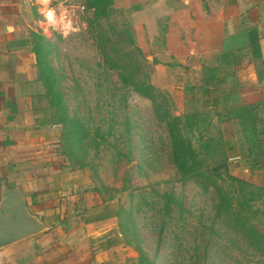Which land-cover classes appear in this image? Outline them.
I'll list each match as a JSON object with an SVG mask.
<instances>
[{"label": "rangeland", "instance_id": "obj_1", "mask_svg": "<svg viewBox=\"0 0 264 264\" xmlns=\"http://www.w3.org/2000/svg\"><path fill=\"white\" fill-rule=\"evenodd\" d=\"M30 6L36 21L34 34L44 40L68 118L79 130L77 140L68 137L69 147L59 137V126L52 125L51 130L56 155L68 163L71 183L60 196L67 222L99 225L93 229L99 233L95 239L111 246L112 264H136L138 254L119 233L120 225L127 224V212L140 248L156 264H203L206 245L205 264H264L263 255L215 217L212 189L180 180L170 161L166 127L170 116L201 113L210 118L209 134L219 135L231 149L229 160H235L227 163L229 173L263 186L264 169L249 172L243 160L242 126L217 116L232 107L261 103L256 124L264 127V77L260 75L256 84L240 76L254 64L247 51L236 45L224 54L235 76L220 89L203 87L201 70L191 69L194 61L186 62L183 76L176 74L179 79L154 77L158 84L163 81L160 89L151 81L154 65L130 44L129 12L120 5L101 20L69 0H31ZM47 9L54 10L57 19L63 13L73 30L65 33L60 24L46 23ZM215 62L205 60L202 67ZM262 63L255 65L261 68ZM131 80L149 82L158 92L153 99L144 98ZM37 109L49 121L46 102ZM164 195L172 199L167 216ZM260 227L264 230V219Z\"/></svg>", "mask_w": 264, "mask_h": 264}, {"label": "crops", "instance_id": "obj_2", "mask_svg": "<svg viewBox=\"0 0 264 264\" xmlns=\"http://www.w3.org/2000/svg\"><path fill=\"white\" fill-rule=\"evenodd\" d=\"M30 5L31 0H0V199L4 189H19L46 230L1 248L0 264H112L111 246L95 239L99 233L93 229L100 226L70 224L60 204L71 181L68 163L54 150L52 125L37 109L46 101L32 51L36 21ZM114 5L129 12L135 46L154 65L151 81L157 88L163 81L154 77L179 79L187 61L201 70L203 61L222 60L236 45L254 63L240 72L242 79L258 84L264 77V0H114ZM254 42L257 53L250 47ZM257 61H263L261 68Z\"/></svg>", "mask_w": 264, "mask_h": 264}, {"label": "trees", "instance_id": "obj_3", "mask_svg": "<svg viewBox=\"0 0 264 264\" xmlns=\"http://www.w3.org/2000/svg\"><path fill=\"white\" fill-rule=\"evenodd\" d=\"M114 0H86L85 11H90L94 20L106 19ZM130 37V36H129ZM32 51L36 58L37 76L44 88V99L47 109L51 111L49 122L61 128L60 139L68 144V137L75 141L79 130L68 118L63 96L60 93L54 72L48 61V54L43 44V38L32 34ZM130 44L135 47L133 38ZM254 53L259 51V44L250 45ZM224 57L216 63L205 64L201 68L203 87L212 85L215 89L226 86L235 76V69L230 67V61ZM227 65L221 68L218 65ZM134 90L144 98L153 99L158 91L148 82L139 84L131 80ZM261 103L243 105L226 109L217 113L223 121H237L245 135H243L242 151L245 154L249 172L264 169V127L256 124V111ZM212 126L210 118L201 113L170 116L166 122L169 135V150L171 164L181 181L194 180L204 189L211 188L215 196V217L221 220L235 234L246 241L249 247L264 256V230L260 227V220L264 219V185L258 186L245 179L232 176L227 167L230 147L227 148L222 138L209 134ZM72 134V135H69ZM71 140V141H73ZM248 161V162H247ZM166 197L165 215L170 211L171 196ZM122 210H118L115 217L119 219ZM120 225V235L126 245L132 246L138 254L136 264H156L154 259H148L140 248L133 220ZM212 235V233H211ZM210 235V236H211ZM161 245V235L156 243V250ZM203 254V264L208 257L207 245Z\"/></svg>", "mask_w": 264, "mask_h": 264}, {"label": "water", "instance_id": "obj_4", "mask_svg": "<svg viewBox=\"0 0 264 264\" xmlns=\"http://www.w3.org/2000/svg\"><path fill=\"white\" fill-rule=\"evenodd\" d=\"M46 226L29 213L25 198L17 188L4 189L0 199V249L37 235Z\"/></svg>", "mask_w": 264, "mask_h": 264}, {"label": "clouds", "instance_id": "obj_5", "mask_svg": "<svg viewBox=\"0 0 264 264\" xmlns=\"http://www.w3.org/2000/svg\"><path fill=\"white\" fill-rule=\"evenodd\" d=\"M44 17H45V20L53 27H55L57 24H60L62 29L65 31V33H67V31L69 30H73L71 21L65 20L63 13H61L59 19H57L54 16V10L47 9L46 11H44Z\"/></svg>", "mask_w": 264, "mask_h": 264}, {"label": "built area", "instance_id": "obj_6", "mask_svg": "<svg viewBox=\"0 0 264 264\" xmlns=\"http://www.w3.org/2000/svg\"><path fill=\"white\" fill-rule=\"evenodd\" d=\"M73 3H77V5L79 6L80 10H85V2L86 0H69Z\"/></svg>", "mask_w": 264, "mask_h": 264}]
</instances>
